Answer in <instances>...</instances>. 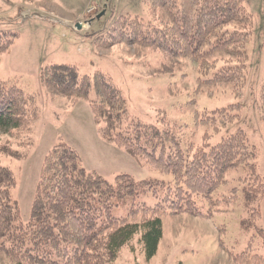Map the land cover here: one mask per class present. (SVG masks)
Here are the masks:
<instances>
[{"label": "trees", "instance_id": "1", "mask_svg": "<svg viewBox=\"0 0 264 264\" xmlns=\"http://www.w3.org/2000/svg\"><path fill=\"white\" fill-rule=\"evenodd\" d=\"M151 1L165 14V22L120 15L99 37V44L149 47L168 58L187 59L196 63L202 75L198 88L242 85L251 24L242 0ZM16 36L9 32L0 37V54ZM40 81L69 98L71 105L87 100L99 135L164 178L136 180L119 173L108 181L85 170L77 151L58 142L43 157L30 214L22 221L11 195L13 175L0 159V252L15 264H109L123 247L133 251L135 241L148 261L162 238V216L210 217L218 203L211 197L232 170L246 212L241 226L251 234L247 247L229 255L235 264H264V254L255 253L250 245L255 238L264 243V230L257 226L264 196L257 147L241 128L214 137L236 116L228 107L195 111V123L210 129L202 133L200 143H194L184 140L183 124L163 117L160 123H142L130 117L121 90L100 71L90 77L80 74L74 64L51 63L41 68ZM262 99L264 107V80ZM38 115L30 96L0 80V137H6L0 143V158L4 154L21 157L12 143L31 144L27 133ZM237 187L230 189L228 198L237 197ZM145 196L153 202H145ZM204 202L206 214L200 210ZM122 207L124 214L116 216L114 211Z\"/></svg>", "mask_w": 264, "mask_h": 264}, {"label": "rangeland", "instance_id": "2", "mask_svg": "<svg viewBox=\"0 0 264 264\" xmlns=\"http://www.w3.org/2000/svg\"><path fill=\"white\" fill-rule=\"evenodd\" d=\"M242 1L251 20L242 85L198 88L202 75L196 63L168 58L149 47L99 44V37H104L120 15L165 22V14L151 0H0V37H7L9 32L17 35L0 54V80L23 90L39 112L27 133L31 144L12 143L21 157L4 154L0 158L13 175L11 195L18 203L21 220L29 217L43 157L58 142L77 151L85 170L95 171L108 181L119 173L136 180L164 178L99 135L87 100L71 105L69 98L43 87L40 71L51 63L74 64L80 74L90 77L95 71L108 75L124 95L130 117L142 123H160L163 117L169 123L183 124L184 140L194 143H200L202 133L210 129L195 123V111L228 107L236 116L214 137L243 129L248 141L257 147L258 171L264 176V0ZM5 141L2 135L0 143ZM235 175L228 171L226 182L213 193L211 198L218 203L210 217L185 213L162 216L163 234L153 258L146 261L133 241V251L123 247L109 264H235L229 252L238 253L247 247L251 234L241 226L246 212L242 192L232 180ZM232 187H237V197L228 198ZM144 201L151 204L153 199L145 196ZM259 205L257 226L264 230V196ZM200 207L206 214L207 203ZM124 212L122 207L114 214ZM135 219L140 218L136 215ZM250 245L255 253L264 254L259 238ZM0 264L15 263L0 252Z\"/></svg>", "mask_w": 264, "mask_h": 264}, {"label": "water", "instance_id": "3", "mask_svg": "<svg viewBox=\"0 0 264 264\" xmlns=\"http://www.w3.org/2000/svg\"><path fill=\"white\" fill-rule=\"evenodd\" d=\"M99 16H100V15H98L97 17H99ZM76 27H77L78 29H80V24H77Z\"/></svg>", "mask_w": 264, "mask_h": 264}]
</instances>
